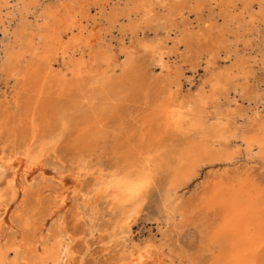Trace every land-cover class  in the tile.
Instances as JSON below:
<instances>
[{"label": "bare ground", "instance_id": "bare-ground-1", "mask_svg": "<svg viewBox=\"0 0 264 264\" xmlns=\"http://www.w3.org/2000/svg\"><path fill=\"white\" fill-rule=\"evenodd\" d=\"M86 1L90 0L46 3L0 0V26L8 16L16 21L11 31L12 46L5 47L2 63V69L15 78V92L0 106V264H73L76 238L64 222L69 192L77 208V184L85 162L83 154L97 152L99 139L106 134L101 129L102 123L115 112L142 75L133 46L122 45L121 63L108 45L92 46L94 30L89 28L92 23L85 15L88 9L83 10ZM190 1L195 8L202 1H208L209 6L219 2L132 0V4L124 7H112L108 22L113 24L122 16L129 30L139 20L147 21L158 4L166 7L167 19L177 15L182 18ZM234 1L225 0L230 7ZM240 1L245 3L243 9H249L254 0ZM263 1L258 0L257 14L263 13ZM230 11L225 18L237 23L242 21L241 15ZM257 14L249 12V21L253 22ZM29 15L34 17V24ZM209 21L203 20L204 28ZM186 25H182L177 40L189 42L207 34L200 29L192 31ZM142 44L149 47L147 41ZM60 59V66H56ZM117 69L120 72L116 74ZM228 82L221 72L212 79L210 94L200 89V96L194 100L177 102L173 97H166L159 101L150 132L142 128L124 130L120 137L112 135L111 149L116 159L127 161L134 168L121 165L112 175L102 177L97 189L105 192L116 205L115 224H120L121 232H125L151 177L146 167L139 165L138 154L142 148L153 144L154 134L164 133L168 126L179 127L195 107L196 117L190 121L198 127L200 137L176 147L172 145L173 155H179L181 160L178 163L172 158L166 161L171 173L163 193V200L175 215L179 228L190 221L199 230L200 245L192 264H264V257L260 256L264 250V186L261 182L247 173L219 175L211 179L196 200H184L180 194L187 178L196 173L202 162H219L221 166L234 163L237 156L228 145L233 139L244 144L247 155L256 149V153L264 157V114L249 129L229 128L230 121L241 115L230 107L220 112L226 120L218 117L209 122L204 115L207 104L219 97L217 89ZM57 148L77 158L76 174L71 168L47 162L46 156ZM49 164L58 169L54 176L58 182L57 186L50 184L43 189L48 192L47 205L36 221L26 205L33 191L40 190L47 182ZM119 237L113 233L107 242ZM122 252V264H161L154 259L149 247L138 246Z\"/></svg>", "mask_w": 264, "mask_h": 264}, {"label": "rangeland", "instance_id": "rangeland-1", "mask_svg": "<svg viewBox=\"0 0 264 264\" xmlns=\"http://www.w3.org/2000/svg\"><path fill=\"white\" fill-rule=\"evenodd\" d=\"M38 1L46 3L51 0ZM130 1L132 0H90L83 6V10L88 9L85 15L92 23L89 28L94 30L92 46L98 48V45H108L118 63L124 57L122 45L133 46L142 75L136 79V85L125 94L124 101L120 102L115 112L102 123L101 129L106 134L99 139L97 152L92 155L83 154L85 162L77 184V208L76 203L71 201L72 193L69 192L64 222L76 238L73 264H122V251L127 253L138 246L149 247L154 259L161 264H192L200 245L199 230L190 221L179 228L175 215L163 200V193L171 173L166 161L172 158V161L178 163L181 160L179 155H173V146L196 141L200 137L198 127L193 126L190 121L196 117L195 107L179 127L168 126L167 131L160 135L157 132L153 135V144L142 148L138 154L139 165L145 166L151 177L134 209L130 225L123 233L120 224H115L116 205L110 202V197L105 192L97 190L101 178L112 175L121 165L134 168L131 163L116 159L117 155L111 149V136L115 134L120 137L122 131L130 129L143 128L149 131L153 127L150 123L159 101L166 97H173L177 102L194 100L200 96V89L210 94V83L221 72L229 82L225 87L220 85L217 89L219 97L207 104L204 115L209 122L218 117L226 120L220 112L230 107L241 115L230 121L229 128L249 129L255 126V120L264 114V1L261 14L256 13L258 0H254L249 9H243L245 3L240 0H235L231 7L225 0H219L210 6L208 1H202L196 8L193 7V1H190L191 4H186L182 18L177 15L170 20L165 15L166 7L158 4L156 12L147 21L141 19L129 30L126 18L122 16L110 24L108 18L111 8L124 7ZM229 10L241 15L242 21L237 23L225 18L224 15L229 14ZM249 12L257 14L253 22L249 21ZM11 17L8 16L0 26V106L4 105L5 99H11L15 92L14 76L2 69L6 48L10 49L13 42L11 31L16 21ZM28 17L34 24V17ZM204 19L210 20L207 28L203 27ZM182 23L187 24L186 27L192 31L200 29L207 34L189 42L177 40ZM143 41H147L149 47H145ZM61 62L60 59L56 66H60ZM119 72L117 69L116 74ZM228 145L229 150L237 156L234 163L221 166L219 162H202L196 173L187 178V184H183L180 189L184 200L198 199L211 179L219 175L247 173L264 186V157L258 155L256 149H252L247 155L244 144L239 139H233ZM46 160L56 167L71 168L74 173L77 170V158L64 149L51 151ZM51 165L47 168V182L40 190L33 191L34 195L26 205L29 214H33L36 221L47 205L48 192L43 189L50 184L57 186L58 181L54 176L58 174V169H53ZM69 172L67 170L66 173ZM73 225H78L77 229ZM113 233L120 237L107 242ZM260 256L264 257V250Z\"/></svg>", "mask_w": 264, "mask_h": 264}]
</instances>
